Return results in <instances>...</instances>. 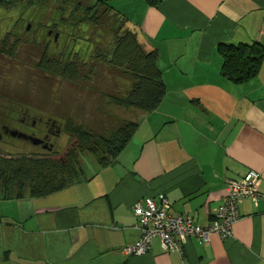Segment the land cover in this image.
I'll list each match as a JSON object with an SVG mask.
<instances>
[{"label":"crops","instance_id":"obj_1","mask_svg":"<svg viewBox=\"0 0 264 264\" xmlns=\"http://www.w3.org/2000/svg\"><path fill=\"white\" fill-rule=\"evenodd\" d=\"M145 50H157L166 86L129 142L88 179L44 197L0 200V264H264V60L243 83L221 74L219 43L264 46V0H111ZM119 12V11H118ZM129 23V24H127ZM260 175L232 234L191 237L182 252L158 238L142 254L132 205L164 194L175 215L210 224L229 179Z\"/></svg>","mask_w":264,"mask_h":264},{"label":"rangeland","instance_id":"obj_2","mask_svg":"<svg viewBox=\"0 0 264 264\" xmlns=\"http://www.w3.org/2000/svg\"><path fill=\"white\" fill-rule=\"evenodd\" d=\"M78 0H48L44 4H29L27 0H19L11 9L0 7V38L12 39L31 38L30 33L23 31L31 25V32L39 24L56 23L58 27H66L71 32H76L73 27H86L93 24L94 40L99 41L104 53L109 54L114 45L115 34L129 29L122 23L121 18L103 7L96 6L93 10H76ZM85 1V0H84ZM88 6L95 0H87ZM115 8V4H111ZM119 12L127 18L125 10L120 6ZM89 16L92 21L86 20ZM129 24V23H127ZM17 25L22 32L17 37L6 36L4 30ZM14 29V28H13ZM17 29V28H15ZM119 31V32H118ZM2 34V35H1ZM75 34V33H74ZM6 36V37H5ZM82 42H84L82 40ZM81 45L84 46L83 43ZM95 61L86 63L77 62L78 76L70 79L65 76H43L21 71L8 63L0 71V122H8L7 116L11 113L7 106L17 99V96L26 92L27 99L31 102L32 92L38 91L41 100H35L36 109L34 116L50 118L60 129V136L53 151H44L41 148L28 146L17 148L9 142L13 139L0 140V155L17 157L24 155L33 158H52L59 160L76 141L74 135L77 130L90 131L97 137L100 134L108 135L123 123L137 121L142 112L135 108H122L110 101L111 96H123L131 85V76L124 67H116L106 63L105 59L97 57ZM86 59L85 55L81 58ZM30 93V95H29ZM37 102V103H36ZM14 115L19 111H12ZM13 143V142H12ZM86 172H91L96 167V158L91 154L83 156Z\"/></svg>","mask_w":264,"mask_h":264},{"label":"trees","instance_id":"obj_3","mask_svg":"<svg viewBox=\"0 0 264 264\" xmlns=\"http://www.w3.org/2000/svg\"><path fill=\"white\" fill-rule=\"evenodd\" d=\"M47 1L27 0L29 4H44ZM110 1L95 0L86 13L100 6L118 15L125 24L127 18L116 11ZM144 1L149 5H156L158 2ZM18 2L19 0H0V7L11 9ZM85 19L93 20L89 16ZM119 31L121 33L115 34L111 52L101 56H108L109 59H104L113 66L126 68L131 76V85L125 95L111 96L109 99L122 108L150 112L160 104L166 92L162 71L157 64V50H145L132 30L126 28L121 31L120 27ZM217 51L222 57L221 74L233 83H243L254 77L264 60V46L258 42L219 43ZM55 72L70 79L78 76L77 67L73 63L67 64L64 70L56 69ZM137 125L136 121H129L119 125L110 134H100L97 137L90 131L77 130L74 133L77 142L59 160L0 155V200L44 197L85 181L88 175L83 156L87 153L93 155L98 167L110 165L129 142Z\"/></svg>","mask_w":264,"mask_h":264},{"label":"flooded vegetation","instance_id":"obj_4","mask_svg":"<svg viewBox=\"0 0 264 264\" xmlns=\"http://www.w3.org/2000/svg\"><path fill=\"white\" fill-rule=\"evenodd\" d=\"M87 2L86 0H78L75 9L87 11L90 7ZM92 26L93 24L83 30L81 27L74 26L73 30L76 32L72 33L70 29L58 27L56 23L39 24L34 32H31V25H27L23 31L32 34L31 38H0V71L9 63L11 67H17L21 73L33 72L37 75L61 77V74L55 72L56 69L62 71L70 63L77 67L79 61L82 63H86L87 60L93 62L95 61V52H98L97 57L109 59L108 56H101L104 53V47L99 46V41L96 38L94 40ZM19 31L22 32V28L20 29L15 25L4 30V33L6 36L17 37L20 35ZM82 55L86 56L83 61H81ZM106 63L108 62L106 61ZM39 98L38 91H33L30 102L26 92H23L17 96V99L10 102L7 106L11 112L7 116L8 122H0L1 141L6 140L8 142L7 140L13 139L15 141L9 143L17 148L22 149L32 145L44 151H53L60 136V129L50 118H43L42 116L36 118L34 116L32 111L37 108L34 101L41 100ZM0 108H2L1 103ZM12 111L21 113L14 115ZM13 131L15 132L14 135L12 134ZM32 137L39 138L41 141L34 143Z\"/></svg>","mask_w":264,"mask_h":264},{"label":"built area","instance_id":"obj_5","mask_svg":"<svg viewBox=\"0 0 264 264\" xmlns=\"http://www.w3.org/2000/svg\"><path fill=\"white\" fill-rule=\"evenodd\" d=\"M260 175L255 171H248L243 177L229 179L226 183V195L221 204L214 210L211 222L207 226H200L190 215H175L171 211V201L164 194L159 201L152 197H145L132 205V213L136 218V228L140 237L124 250L128 254H142L146 252L154 238H158L161 246L167 251L182 252L187 239L194 237L199 243L206 244L212 233L222 237L232 234V226L239 218V205L246 197L258 200V182Z\"/></svg>","mask_w":264,"mask_h":264},{"label":"water","instance_id":"obj_6","mask_svg":"<svg viewBox=\"0 0 264 264\" xmlns=\"http://www.w3.org/2000/svg\"><path fill=\"white\" fill-rule=\"evenodd\" d=\"M12 134L14 135L15 132L13 131ZM19 135H21V134H19ZM32 139H33V142H34V143H38V142L41 141L39 138H36V137H32Z\"/></svg>","mask_w":264,"mask_h":264}]
</instances>
